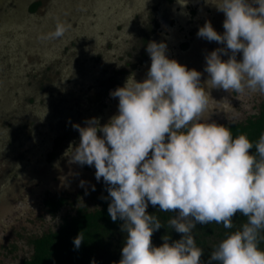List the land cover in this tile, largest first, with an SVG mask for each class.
Wrapping results in <instances>:
<instances>
[{
	"label": "rangeland",
	"instance_id": "374dc122",
	"mask_svg": "<svg viewBox=\"0 0 264 264\" xmlns=\"http://www.w3.org/2000/svg\"><path fill=\"white\" fill-rule=\"evenodd\" d=\"M220 3L0 0V264H23L34 238L100 207L108 185L96 180L94 166L71 162L69 146L80 143L73 125L97 118L103 126L118 114L119 99L110 93L132 75L146 79L150 42L165 43L169 59L202 73L208 94L202 122L229 126L259 113L264 95L206 84V56L226 45L197 33L207 22L224 33ZM58 24L64 35L48 38ZM58 198L66 204L52 213L44 201Z\"/></svg>",
	"mask_w": 264,
	"mask_h": 264
},
{
	"label": "clouds",
	"instance_id": "9594fccd",
	"mask_svg": "<svg viewBox=\"0 0 264 264\" xmlns=\"http://www.w3.org/2000/svg\"><path fill=\"white\" fill-rule=\"evenodd\" d=\"M216 8L225 14L224 33L211 22L197 33L226 45L206 56V84L264 95V0H221ZM65 31L58 24L48 38H60ZM166 48L155 41L147 45L151 66L146 79L138 82L132 75L110 93L119 104L118 114L107 124L92 118L86 127L73 125L80 143L69 146L71 162L94 166L96 180L108 185V213L113 222L124 221L126 233L119 264H202L203 250L192 230L209 223L231 229L237 214L246 222L219 243L208 264H264L259 247L264 230V134L253 154L246 135L233 138L229 128L202 122L208 111L202 73L169 59ZM149 204L176 214L168 224L181 239L169 242L164 237L162 246L153 245V234L163 226L148 214ZM82 243L80 234L74 244L78 249Z\"/></svg>",
	"mask_w": 264,
	"mask_h": 264
},
{
	"label": "trees",
	"instance_id": "16d2710c",
	"mask_svg": "<svg viewBox=\"0 0 264 264\" xmlns=\"http://www.w3.org/2000/svg\"><path fill=\"white\" fill-rule=\"evenodd\" d=\"M41 2H35L31 6L33 12H37ZM148 39H145L147 41ZM148 43V42H147ZM233 134V138L244 134L253 143L252 153L256 154L255 144L261 134H264V103L261 105L258 114L251 116L245 122L225 126ZM100 207L94 211H80L75 216L65 218L60 227L32 240L33 254L23 261V264H119L122 256V248L125 242L126 233L122 231L123 220L113 222L108 208L111 203L108 191L100 201ZM66 204V199H46L45 207L52 213L59 211ZM148 214L156 216L162 228L153 234L154 246H162L164 237L169 242L182 238L168 224V221L175 218L173 212L159 211V206L153 207L149 204ZM246 218L237 214L233 218V227L224 228L223 224L209 223L206 225L197 224L192 230L196 245L203 250L201 257L202 264H208L210 255L219 243L228 235L241 230ZM82 235L83 243L77 249L74 240ZM259 247L264 250V230L259 236ZM212 264H219L213 261Z\"/></svg>",
	"mask_w": 264,
	"mask_h": 264
},
{
	"label": "flooded vegetation",
	"instance_id": "af4514ba",
	"mask_svg": "<svg viewBox=\"0 0 264 264\" xmlns=\"http://www.w3.org/2000/svg\"><path fill=\"white\" fill-rule=\"evenodd\" d=\"M45 202V201H44Z\"/></svg>",
	"mask_w": 264,
	"mask_h": 264
}]
</instances>
